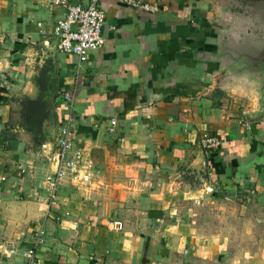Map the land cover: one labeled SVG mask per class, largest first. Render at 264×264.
Here are the masks:
<instances>
[{
    "label": "crops",
    "instance_id": "crops-1",
    "mask_svg": "<svg viewBox=\"0 0 264 264\" xmlns=\"http://www.w3.org/2000/svg\"><path fill=\"white\" fill-rule=\"evenodd\" d=\"M157 1L101 0L105 43L81 60L53 47L52 0H0V264H264V0ZM63 91L91 180L50 201Z\"/></svg>",
    "mask_w": 264,
    "mask_h": 264
},
{
    "label": "built area",
    "instance_id": "built-area-1",
    "mask_svg": "<svg viewBox=\"0 0 264 264\" xmlns=\"http://www.w3.org/2000/svg\"><path fill=\"white\" fill-rule=\"evenodd\" d=\"M101 0H89L85 5L71 3L69 0H52L55 7L63 9V15L58 17L52 27L54 37L53 47L64 54L78 56L84 60L87 53L103 47L105 38L103 26L105 11L100 4ZM128 7L141 12L154 14L159 11L157 0H117ZM49 45L48 40L45 41ZM70 116L58 130L56 146L52 153V160L56 162V170L48 179L49 200H54L55 194L62 180L68 179L77 185H87L91 180L90 165L83 161V149L72 139V105L73 95L69 91L60 93ZM117 125V118L112 117L107 131L113 133ZM200 144L205 150H219L222 142L217 136L204 133ZM112 231H121L123 222L113 219L108 222ZM43 230L38 229L35 234V244L42 242ZM15 251L9 250L10 254ZM35 249H27L23 253L22 264H37Z\"/></svg>",
    "mask_w": 264,
    "mask_h": 264
},
{
    "label": "trees",
    "instance_id": "trees-1",
    "mask_svg": "<svg viewBox=\"0 0 264 264\" xmlns=\"http://www.w3.org/2000/svg\"><path fill=\"white\" fill-rule=\"evenodd\" d=\"M256 1V0H253ZM23 125L33 133L35 141L40 140V126L45 116V102L42 98L23 100Z\"/></svg>",
    "mask_w": 264,
    "mask_h": 264
}]
</instances>
